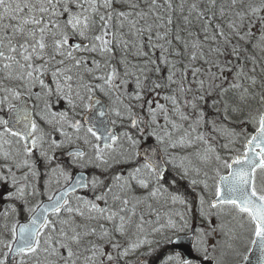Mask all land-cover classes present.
Wrapping results in <instances>:
<instances>
[{
	"label": "snow or ice",
	"instance_id": "1",
	"mask_svg": "<svg viewBox=\"0 0 264 264\" xmlns=\"http://www.w3.org/2000/svg\"><path fill=\"white\" fill-rule=\"evenodd\" d=\"M117 121L127 128L119 135ZM246 124L255 134L243 154L223 162L227 175L216 172L208 207L219 216L228 206L240 229L245 219L254 225L251 243L264 264V187L256 183L264 172V0H0V264H149L163 246L184 241L188 254L169 252L159 264L211 259L209 238L224 224L196 227L185 212L161 214L153 202L185 205L165 186V167L199 175L221 163L212 141L222 137V148L238 151ZM138 137L155 146L141 151ZM81 140L93 154L76 147L72 164L134 166L108 182L93 177L92 198L73 202L65 189L31 205L41 177L36 154L46 187L53 176L59 184L69 175L52 167L55 153ZM198 182L208 188L191 180ZM76 184L88 186L84 178ZM199 202L201 218L212 215L203 196ZM19 204L26 223L17 219Z\"/></svg>",
	"mask_w": 264,
	"mask_h": 264
},
{
	"label": "rangeland",
	"instance_id": "2",
	"mask_svg": "<svg viewBox=\"0 0 264 264\" xmlns=\"http://www.w3.org/2000/svg\"><path fill=\"white\" fill-rule=\"evenodd\" d=\"M77 54L80 55V53H77ZM97 59H101V58H97ZM161 102L163 103V101H161ZM78 112L80 115L81 113H84V110L78 109ZM79 115L77 116L78 119H79ZM109 118H110V120L113 119L111 114H109ZM250 125H252V124H250ZM113 127L118 128L122 132L127 130L126 127L121 125L120 121H117L116 125H114ZM253 127L256 128V126H253ZM240 131H241V128H240L239 132ZM133 134L135 135L134 132H133ZM245 134L246 133L243 132V135L241 137L242 139H245L247 137V136H245ZM138 138L141 140V143L148 140L146 137H138ZM220 138H222V137H219L217 140L212 141V143L216 146L217 152L222 158L221 163H215L214 162L210 167H207V168H204L203 166H201L202 171L199 173V175H197L195 172H190L188 177H183L181 174H179L178 169L174 168L170 164L168 165L170 167L168 169L169 171H168L166 181L164 182L165 186L168 188V191L170 193H179V194H181V193L179 191H175V189L173 188V183L170 184V182L174 179L176 186L179 183L182 184L183 186H185L188 189V193L185 196H183L181 194L187 201V203L185 205H180V204L174 205L171 202H169L167 205H164L163 199H161L160 204H155V202H153V203H154V207H157L159 209V211L161 212V214L166 213V212H185L188 216V219H191L193 217H194L193 219H196V221L198 223V227H204V228L208 229L212 226H219L221 224H224L225 228L223 229V231H221L220 228L217 227V231L209 238L210 239L209 248L211 249L212 246L215 245V250L211 252V257L214 260L215 264H237L243 259L244 255L246 254V252L248 250L247 248L249 247V245L251 243V239H252L253 228L247 219H245V221H244V223H245L244 229L238 228L236 226L237 221L233 219V217L236 216V213L230 211L229 207H224V213L217 216L216 215L217 210L209 209L208 205L210 204L211 200L213 199V195H214L215 182H216V178H217L216 172L218 171L220 174L225 173L227 168L223 167V162H225V161L228 162L233 156L232 153L237 154L240 151V149L242 147V139L239 143H237L235 145V148L238 151H231L230 152L229 150H226V149L221 147V145H223L227 141L222 138V141L219 142ZM152 141L155 143L154 140H152ZM201 147H203V146H201ZM58 151H60V149H58L56 151V153ZM187 151L191 152V151H194V149H188ZM180 154H185V153H180ZM34 159L36 160L37 166L40 169L42 167V160L39 158L38 153L36 154ZM85 159H87V157H85ZM193 159L195 160L194 157H193ZM0 163H3V161L0 160ZM88 166L89 165L83 166V165L71 164L70 169L76 168V170H80L83 167L88 168ZM133 166L134 165H132V164L125 163L123 166L118 168V172H123L126 174L127 171L129 170V168L133 167ZM204 171L208 172L207 177L204 175ZM18 174H22V173H18ZM192 179H196L197 181H206L208 184V188H205L204 183H199V182L196 185H192L191 184ZM55 181H56V179L54 178L50 182V189L42 188V186H39L36 183V187L38 188L39 194L36 196L37 202L33 206L38 204V202H39L38 196H40L41 194H45L46 197L48 198L50 195H52V193H53L52 191L61 185L60 183L59 184L55 183ZM60 181H62L64 183L66 180L63 177H61ZM256 183H257L258 188L264 187V174H263V172L257 173ZM176 189H178V187ZM142 191L143 190H138V193L142 192ZM201 196H203V198L205 200V205H204L205 210L210 211L212 213V215L205 217V218H201V216L199 214V207H200L199 198ZM5 208H6V204L3 205V203L0 201V212H3L5 210ZM18 210L22 213L26 211L24 207L18 208ZM150 218L153 220L156 219L155 215H153ZM3 222H4L3 218L0 217V224H3ZM161 222H163V219L161 220ZM189 222H190V220H189ZM229 228L234 229L231 236L225 235V232H227ZM169 234H171V233H169ZM229 245H231V247H229ZM164 247L165 246H163L157 253H155L151 257H148L147 259L150 260V262L152 263L153 260L163 251ZM144 250H146V249H144ZM244 252H245V254H244ZM167 253H169V252L165 251L161 255L160 259H162L163 256L166 255ZM137 255H139V253L132 255L130 257V259L133 262H135V258Z\"/></svg>",
	"mask_w": 264,
	"mask_h": 264
},
{
	"label": "water",
	"instance_id": "3",
	"mask_svg": "<svg viewBox=\"0 0 264 264\" xmlns=\"http://www.w3.org/2000/svg\"><path fill=\"white\" fill-rule=\"evenodd\" d=\"M105 104V103H104ZM89 111H95V110H89ZM98 120H103L104 119V117H99L98 115H97V117H96ZM108 119V118H107ZM82 122H83V119H82ZM115 133H116V131H114ZM255 134V133H254ZM149 146H155V145H153V144H146L143 148H142V150L141 151H144V150H150V147ZM257 151H258V149H257ZM69 153V152H68ZM66 154L65 156H67V157H69L70 155L69 154ZM141 159H142V156H141ZM142 161H143V159H142ZM80 178H84V180H86V175L84 174V173H77L74 177H73V179L62 189V190H60V191H58L57 193H55L54 195L55 196H59V195H61L64 191H65V189H67L68 190V197L70 196V195H72V194H74V193H76L77 191H79V190H83V189H85L86 187H80L78 184H76V181L78 180V179H80ZM48 203V201H46V202H43V203H41V204H47ZM183 237V236H182ZM169 249L170 250H172V251H176V250H181V251H184L185 252V254H188V252H189V246H188V244H187V241H184L181 245H179L178 247L177 246H175V245H170L169 246ZM251 251H249V253L247 254V256H248V260H245L244 259V262H243V264H260V260H259V257H260V253H259V250H258V247L257 246H254V245H252V247H251ZM201 262V264H212L211 262H210V260H202V261H200Z\"/></svg>",
	"mask_w": 264,
	"mask_h": 264
},
{
	"label": "bare ground",
	"instance_id": "4",
	"mask_svg": "<svg viewBox=\"0 0 264 264\" xmlns=\"http://www.w3.org/2000/svg\"><path fill=\"white\" fill-rule=\"evenodd\" d=\"M125 31H127V29H125ZM81 54H82V53H80V55H81ZM96 58H100V57L97 56ZM37 90H38V89H37ZM96 98H97V99H100L103 103H108V102H109L108 99H107L105 96H103V94H101V93H99V92H97V94H96ZM84 114H85V113H81V114H80V115H81V118L84 116ZM80 115H79V116H80ZM116 131H117L119 134L122 133V131L119 130L118 128H116ZM81 142H82V144H83V146H84L85 149H88V148H89V146H88V145H85V144L83 143L82 140H81ZM123 165H124V164H121V165H119V166H115V167H113L112 169H109L108 171H104V170H102L101 168H97L95 165H92V164H89L88 168H86V167H83V168H86V169L89 171V173H90L92 179H93V177L99 176L101 179H104L106 182H108L109 179H110V177H111L112 175H114L115 173H117V172H118V168L121 167V166H123ZM170 184H172V183L170 182ZM177 187H178V185L176 186V184L173 183V188H174L175 190H176ZM173 188H172V189H173ZM178 188H179V187H178ZM138 194H139V193H138ZM36 202H37V198H36V197L31 199V205L36 204ZM21 207H24L23 204H19V205H18V208H21Z\"/></svg>",
	"mask_w": 264,
	"mask_h": 264
},
{
	"label": "trees",
	"instance_id": "5",
	"mask_svg": "<svg viewBox=\"0 0 264 264\" xmlns=\"http://www.w3.org/2000/svg\"><path fill=\"white\" fill-rule=\"evenodd\" d=\"M120 55H121V52H120V50H117V52H116V55H115V60L113 61V63H116L119 59H120ZM129 59H132L131 57H129ZM117 66H119V65H117ZM123 69H121V71H122ZM97 94V93H96ZM81 118V115L79 116V119ZM230 127H232V128H235L237 131H238V127H240L237 123H235V122H233V123H231L230 124ZM245 127H246V129H244V133H248L249 131H251V127H249L248 126V124H246L245 125ZM247 130V131H246ZM44 163L45 162H43L42 163V167L39 169V171H40V173H41V177H40V179L37 181V184L39 185V186H42V188H46V189H50V186H48V187H46V182L47 181H49V177L47 176V175H45V172H46V169H45V167H44ZM52 167H55L54 166V162L52 163ZM166 178H167V176H166ZM166 178H165V180H166ZM54 179V176L53 177H51V181ZM178 185V189H176L175 191H179L183 196H185V195H187V193H188V189L185 187V186H183L182 184H177ZM189 196V195H188ZM187 196V197H188ZM39 197V202L40 201H43V200H45L47 197H46V195L45 194H41L40 196H38ZM18 220H19V222L20 221H24L25 220V217L24 216H22L21 215V213H20V216L17 218ZM148 261H150V260H148ZM150 264V263H149Z\"/></svg>",
	"mask_w": 264,
	"mask_h": 264
}]
</instances>
